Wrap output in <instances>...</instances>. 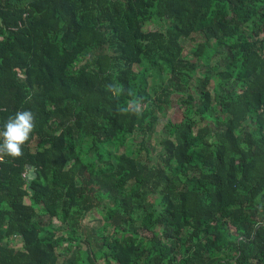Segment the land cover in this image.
Listing matches in <instances>:
<instances>
[{
  "label": "trees",
  "instance_id": "16d2710c",
  "mask_svg": "<svg viewBox=\"0 0 264 264\" xmlns=\"http://www.w3.org/2000/svg\"><path fill=\"white\" fill-rule=\"evenodd\" d=\"M22 110L0 264H264V0H0Z\"/></svg>",
  "mask_w": 264,
  "mask_h": 264
},
{
  "label": "clouds",
  "instance_id": "9594fccd",
  "mask_svg": "<svg viewBox=\"0 0 264 264\" xmlns=\"http://www.w3.org/2000/svg\"><path fill=\"white\" fill-rule=\"evenodd\" d=\"M109 90L114 94H119L122 89L117 86L109 85ZM136 112L139 113V100H133ZM127 112L128 108L121 109ZM35 129V116L30 110L17 111L14 116H10L0 130V161L5 156L18 158L23 155V146L29 141Z\"/></svg>",
  "mask_w": 264,
  "mask_h": 264
},
{
  "label": "crops",
  "instance_id": "0c3cea01",
  "mask_svg": "<svg viewBox=\"0 0 264 264\" xmlns=\"http://www.w3.org/2000/svg\"><path fill=\"white\" fill-rule=\"evenodd\" d=\"M24 173H25L24 177L28 181L31 178L35 177V171H34L33 167H31L29 165H27V167L25 168ZM2 245H7V246H11V247L14 246L15 248H19L21 246V240H20V238L17 235H13L8 240L4 239L3 242H2Z\"/></svg>",
  "mask_w": 264,
  "mask_h": 264
},
{
  "label": "rangeland",
  "instance_id": "374dc122",
  "mask_svg": "<svg viewBox=\"0 0 264 264\" xmlns=\"http://www.w3.org/2000/svg\"><path fill=\"white\" fill-rule=\"evenodd\" d=\"M173 108H176V107H173ZM175 110L176 109H171L170 111H169V115L171 114L172 115V117H174L175 116Z\"/></svg>",
  "mask_w": 264,
  "mask_h": 264
},
{
  "label": "built area",
  "instance_id": "2783aa9c",
  "mask_svg": "<svg viewBox=\"0 0 264 264\" xmlns=\"http://www.w3.org/2000/svg\"><path fill=\"white\" fill-rule=\"evenodd\" d=\"M1 162V161H0Z\"/></svg>",
  "mask_w": 264,
  "mask_h": 264
},
{
  "label": "water",
  "instance_id": "95a60500",
  "mask_svg": "<svg viewBox=\"0 0 264 264\" xmlns=\"http://www.w3.org/2000/svg\"><path fill=\"white\" fill-rule=\"evenodd\" d=\"M30 178V177H29Z\"/></svg>",
  "mask_w": 264,
  "mask_h": 264
}]
</instances>
